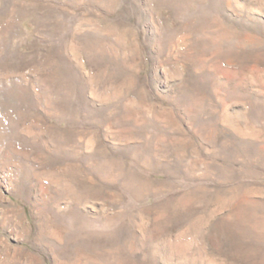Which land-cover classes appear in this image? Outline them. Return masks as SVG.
Returning a JSON list of instances; mask_svg holds the SVG:
<instances>
[{
    "label": "rangeland",
    "instance_id": "rangeland-1",
    "mask_svg": "<svg viewBox=\"0 0 264 264\" xmlns=\"http://www.w3.org/2000/svg\"><path fill=\"white\" fill-rule=\"evenodd\" d=\"M0 264H264V0H0Z\"/></svg>",
    "mask_w": 264,
    "mask_h": 264
},
{
    "label": "bare ground",
    "instance_id": "bare-ground-1",
    "mask_svg": "<svg viewBox=\"0 0 264 264\" xmlns=\"http://www.w3.org/2000/svg\"><path fill=\"white\" fill-rule=\"evenodd\" d=\"M226 34H227V32H226ZM251 38V37H250ZM250 38H249V40H250Z\"/></svg>",
    "mask_w": 264,
    "mask_h": 264
}]
</instances>
